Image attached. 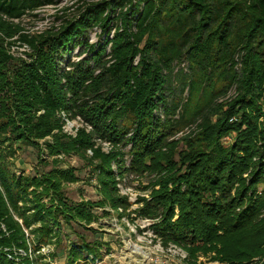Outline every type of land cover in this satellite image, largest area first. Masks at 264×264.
Here are the masks:
<instances>
[{
  "label": "trees",
  "instance_id": "obj_1",
  "mask_svg": "<svg viewBox=\"0 0 264 264\" xmlns=\"http://www.w3.org/2000/svg\"><path fill=\"white\" fill-rule=\"evenodd\" d=\"M79 1L78 15L30 37L14 21L54 0H0V264H29L8 257L14 248H27L23 227L41 224L29 230L40 247L63 226L108 216L95 209L127 208L111 167L115 162L123 176L122 154L94 149V138L114 146L131 142L129 170L159 175L146 189L150 200L138 199L143 205L137 212L151 220L161 216L151 228L163 245L180 247L192 264L198 257L221 264L263 261L264 0ZM95 28L103 39L89 44ZM17 35L33 50L28 62L16 63L7 53ZM76 48L78 61L64 59ZM183 61L189 71L179 72L180 90L187 98L169 105L165 92ZM233 89L231 101L218 103ZM162 109L167 119H160ZM63 112L80 115L93 130L67 137ZM193 124L196 133L177 151L168 136ZM229 132L235 136L223 145ZM40 141L50 156L75 151L86 161L91 150L90 172L102 199L67 201L62 186L77 181L73 168L53 169L41 179L8 170L15 144L39 150ZM56 247L57 258L58 239ZM67 248V264L98 253L82 236Z\"/></svg>",
  "mask_w": 264,
  "mask_h": 264
},
{
  "label": "rangeland",
  "instance_id": "obj_2",
  "mask_svg": "<svg viewBox=\"0 0 264 264\" xmlns=\"http://www.w3.org/2000/svg\"><path fill=\"white\" fill-rule=\"evenodd\" d=\"M97 0H84V3H90ZM81 2L79 0H54L52 4L43 6L37 11L27 14L19 21H14L21 27V33L27 36H36L44 34L45 32H51L58 29L62 24V19L71 18L78 15L77 7ZM101 32L95 28L88 33L89 44H96L100 42L102 38L99 36ZM14 45L7 48L8 55L20 63L21 61L28 62L29 58L33 54V50L28 43L19 39V35L13 38ZM11 41V40H8ZM10 43V42H8ZM79 49H74L70 54L65 55L64 59H70L71 61H78L80 59ZM109 53V51H108ZM187 62L175 64L172 77L168 83V89L165 92L167 94V100L170 105V101H182L185 102L187 98V90L181 92L180 90V71L182 73H188ZM236 96L235 89L228 91L223 97L219 98L220 102H229ZM164 109L158 113L160 119H167L168 116L164 114ZM64 113V112H63ZM69 114V113H68ZM66 117L67 121L62 120V132L67 137L74 138L78 131L84 130L89 133L93 129L88 122H86L80 115ZM264 118V117H263ZM216 118L213 120L215 121ZM197 131L196 125L193 124L184 128L182 131L171 134L168 136V142L177 143L176 149L180 151L184 149L182 139L193 136ZM234 133H227L223 135L220 142L223 145H229L234 138ZM97 137V136H96ZM51 142L49 138L46 139ZM94 149H99L103 154H111L119 152L122 154L123 160V176L118 174V167L115 162L111 163L112 170L115 174L117 182V190L120 197L127 198V208L124 207L112 209L109 205L104 208L95 209L97 214H101L104 210L108 212V216L99 217L97 220L92 221L84 226H77L72 224L70 227L63 226L59 231L57 238H52L50 243L54 245V252H56V240L58 239L61 245V251L57 250L59 257H52L50 260H44L41 254L33 256L30 264H67V253L70 242L78 241L79 237H84V241L90 246H97V256L92 253H87V260H83L81 257L77 264H192L191 260L187 259V254L180 247L168 244L163 245L160 238L153 232L151 225L154 222H158V219L151 220L142 217L138 214V210L142 207V202L138 199L144 198L150 200V191L146 190L153 183L158 180L159 175L156 173H149L148 171L142 174H136L131 169L132 165V143L125 145L114 144L108 139L94 138ZM43 141H40L38 145L39 150L32 148L31 146H25L23 144H15L13 150L14 156L7 158L8 170L14 173L16 176H33L36 179H41L44 174L50 172L53 169H74V174L77 177V181L74 183L64 184L62 186L64 197L70 204H79L85 202H98L102 199V194L99 191V185L90 169H93L89 165V157L93 155L91 150H87L86 156L88 160L80 158L75 151H69V153L62 152L58 155L50 156L47 151V146L43 145ZM3 149V144H0ZM6 147V146H5ZM4 150V149H3ZM166 149H164L165 151ZM5 151V150H4ZM175 157V161H177ZM149 162L146 163L148 166ZM246 177V175H244ZM0 187L2 184L0 181ZM155 190L159 189V186L154 187ZM3 190V188H2ZM32 188L29 189L31 191ZM45 203H48V199H43ZM56 204V202H55ZM21 206V203H19ZM50 206V204H48ZM178 214V211H176ZM176 216L173 220H176ZM36 225V224H35ZM41 224L37 223L33 228H39ZM94 242L99 244L93 245ZM53 252V254H54ZM92 257V259H90ZM60 259V260H58ZM81 259V260H80ZM97 259V261H95ZM83 260V261H82ZM196 264H221L219 262H210L206 258L198 257ZM254 264H264L263 261L255 262Z\"/></svg>",
  "mask_w": 264,
  "mask_h": 264
},
{
  "label": "built area",
  "instance_id": "obj_3",
  "mask_svg": "<svg viewBox=\"0 0 264 264\" xmlns=\"http://www.w3.org/2000/svg\"><path fill=\"white\" fill-rule=\"evenodd\" d=\"M62 120L67 121L66 116L64 113H61ZM0 192L3 193L2 188L0 187ZM15 219L21 224V221L15 217ZM36 225H33L29 230L33 229V227ZM29 230L24 229L23 231L25 233V238H26V243H27V248L25 250L23 249H13L12 254H8L9 259L13 260H21L23 258H27L29 264L31 263L30 261L32 260L33 256L41 254L43 256L44 260H50V257L52 256L54 252V245L47 244V245H42L40 247H37L34 244V239L33 235H30ZM0 231L5 232V227L3 224L0 223ZM6 250V249H5ZM6 252L9 253V251L6 250ZM92 259V257L90 258ZM97 261V259L95 260Z\"/></svg>",
  "mask_w": 264,
  "mask_h": 264
}]
</instances>
